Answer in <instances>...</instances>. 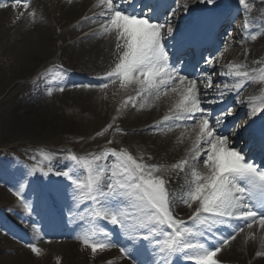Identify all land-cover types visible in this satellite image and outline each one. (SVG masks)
Segmentation results:
<instances>
[{
    "label": "snow or ice",
    "instance_id": "snow-or-ice-1",
    "mask_svg": "<svg viewBox=\"0 0 264 264\" xmlns=\"http://www.w3.org/2000/svg\"><path fill=\"white\" fill-rule=\"evenodd\" d=\"M131 2L94 0L91 8L99 11L82 17V22L98 25L85 36L114 38L116 60L96 77L107 83L72 86L103 91L119 82L120 89H133L135 95L126 96L117 108L118 115L122 108L143 110L168 97L170 107L150 128L166 134L182 127L179 140L191 142L185 156L165 166L147 163L143 154L135 156L124 147H105L81 155L69 151L63 157L68 162L65 170L53 171L51 164L57 154L39 151L38 156L30 157L35 164L26 170L16 169L12 191L28 215L41 210L63 218L67 209L68 223L75 226L73 238L90 249L93 257L119 243L122 258L130 264H177V260L182 264H223L219 254L245 228L251 239H256L251 231L254 225L264 232V160L258 163L251 158L256 154L253 149L264 156V93L248 99V121L244 124L234 118L230 121L233 110L225 99L232 93L238 96L249 83L264 84V64L259 68H250L246 60L220 64L222 84L214 85V72L190 78L182 69L194 54L207 68L218 65V57L204 55L205 38L216 23L213 9L217 0H193L194 4L210 6L195 14L187 0L164 11L156 4L128 10ZM237 2L245 11L241 43L249 36L255 41L264 35L256 27H264V19L253 17L250 21L255 5L247 0ZM259 2L264 4V0ZM8 6V0H0V9ZM10 6L18 10L16 20L27 17L36 24L37 11L31 0H11ZM181 9L187 17L182 22ZM67 74L63 65L53 64L38 73L33 83L43 81L45 94L51 97L54 89L64 91ZM213 89L215 96L210 98ZM213 104L223 105L215 116L208 107ZM116 119L113 117L96 136L110 129L123 133L118 125L114 128ZM237 141L242 142L241 147ZM201 162L204 171L198 168ZM168 167L184 175L179 193L169 192V179L162 174ZM50 175L67 183H37L40 177ZM26 190L34 193L35 201L26 198ZM177 201L191 209L187 220L174 214ZM26 247L38 257L44 254L36 243ZM255 255L264 256V251Z\"/></svg>",
    "mask_w": 264,
    "mask_h": 264
},
{
    "label": "bare ground",
    "instance_id": "bare-ground-1",
    "mask_svg": "<svg viewBox=\"0 0 264 264\" xmlns=\"http://www.w3.org/2000/svg\"><path fill=\"white\" fill-rule=\"evenodd\" d=\"M94 0H31L32 7L37 11V22L32 24L25 17L21 20H15V14L0 13V106L5 109L3 123L8 125L12 131V137L22 140H37L39 143L52 136L56 138L60 136H88L95 135L93 129H89L93 123L98 127L100 123L95 120L97 115V107L101 98H94L91 94L85 93L82 88H77L75 93H67L63 96L55 95L52 102L48 105H42V94L37 90L38 85H32L29 81L38 73L42 72L46 67L53 64L63 65L67 69V80L64 81L73 84H95L107 83L104 80H98L96 77H101L104 72L114 66L116 57L113 55L115 51L114 38L105 39L90 35V40L86 39L85 35L78 33L79 30L86 31L90 26V22H82V17L91 15L94 9L91 8ZM186 0H176V4H184ZM189 7L192 0H187ZM237 0H226L230 5ZM249 4L255 5V10L249 16V20L255 17L257 20L264 19V4L259 0H247ZM98 10V9H96ZM241 19L232 25V29L228 32L233 36L241 37L243 31V23L245 19V11L243 7L240 9ZM42 16L43 19H39ZM80 19V21L78 20ZM15 20V21H14ZM12 25H7L9 22ZM231 25L228 21L223 23L221 29H226ZM261 32H264V27L256 26ZM92 29L90 32L94 31ZM88 32V33H90ZM228 36V35H227ZM99 43L97 45V41ZM246 47L250 49L248 53V66L257 67L264 64V35L258 36V39L245 41ZM227 48L223 49L222 55L216 54L218 64H221L231 55L241 56L242 51L239 47L233 44V40L226 41ZM9 60V61H8ZM4 61H7L4 66ZM254 61H260L259 64H254ZM223 64V63H222ZM217 68V67H216ZM213 69L215 75L213 79L218 77L221 68ZM203 75V74H202ZM200 75V76H202ZM223 80V78L221 79ZM264 84L249 83L247 87L241 90L235 98L236 103H248L250 97L258 96L259 92L264 93ZM40 88V86H39ZM250 95H246L249 92ZM101 92V91H100ZM102 93V92H101ZM104 101L105 96L113 93L116 97L120 93V99L123 101L128 95H135L133 89L124 91L120 89L119 82L109 84L108 88L103 90ZM103 95V94H102ZM246 95V96H245ZM65 97V99H64ZM172 101L168 97H162L151 108L138 110L128 107L120 110L121 119L115 126H119L124 130L123 133L115 132L113 129L108 130L103 136H95L93 143L100 146L103 142L107 147L127 148L135 155L143 154L146 161L149 156L152 161H159L162 165L173 160L179 161L185 156V151L190 147V141L184 139L179 140L180 133L184 131L181 128H174L173 131L165 133L159 132L157 135V146L153 149L145 148V140H140L143 133L134 134L136 127L144 125H152L159 121L167 112ZM121 104V103H120ZM119 104V106H120ZM20 109V111H19ZM74 109L77 113V118H70L66 112ZM243 120L239 124H244L248 121V110L242 113ZM104 127L107 122L104 120ZM153 130V129H152ZM5 139V138H4ZM111 139L112 144L107 141ZM6 140V139H5ZM200 171H204L202 162L198 165ZM168 167V171L164 172V176L169 179V192L179 193L181 186L184 184V175L178 176L173 170ZM181 204V203H180ZM66 210V209H65ZM184 210H190L185 205L181 204L177 208L175 215H178ZM67 213V210L64 214ZM67 220V215L63 216ZM258 226L254 225L252 232H257ZM17 237H23L24 233L13 228ZM76 232L73 231L71 242L65 245L61 254V264H111L105 261V255L101 252L92 256L90 252L85 253L83 247L80 246L77 239L73 237ZM243 233H239L230 245L222 250L219 254V259H223L226 264H244L243 258L245 253L252 258L250 264H264V256L258 257L255 255L257 251H264V246L255 239L242 238ZM264 236V235H262ZM6 245L4 250H17L21 248V244L14 243L12 239H5ZM109 255L108 253H106ZM3 251L0 252V264H36L37 261L28 257L25 252L15 253L10 257H6ZM223 256V257H222ZM222 257V258H221ZM12 260V261H10ZM126 259L120 260L113 264H129Z\"/></svg>",
    "mask_w": 264,
    "mask_h": 264
},
{
    "label": "rangeland",
    "instance_id": "rangeland-1",
    "mask_svg": "<svg viewBox=\"0 0 264 264\" xmlns=\"http://www.w3.org/2000/svg\"><path fill=\"white\" fill-rule=\"evenodd\" d=\"M9 61V60H8ZM7 63V61H4L3 65L5 66ZM51 99H47L45 100L46 104L50 103ZM98 112L97 115L95 117V120H97L98 123H100V125L98 127L95 126V123L92 124V126L89 129H93L95 135L90 134L88 136H78L73 138V136H60L58 138H56V136H52L50 138H47L45 140H49V141H41L42 143H38L39 141L37 140H29L25 141L22 140L21 137L20 138H14L12 137V131L11 129L8 127V125H6L5 123H3V117H4V112L5 109L3 107L0 106V151L1 150H10L11 151V155H18L20 157L23 158H29L33 155H39V151H45V152H52V153H56L57 156L56 158L53 159V162L51 164V167L53 169H58L57 167V163L58 158H60L62 156V154H64V152H74L77 155H80V153L85 152L87 153V151H92L94 150L93 147H90L91 145H93V141L96 139L94 138L96 136V133L100 131V127H101V121L103 120H108V118H110V114L115 112V101L114 104H109L106 103L105 105H99L98 107ZM20 111V109H19ZM66 114L70 117V118H77V113L74 109H70L68 110V112H66ZM6 140H5V139ZM91 141V142H90ZM39 146V147H38ZM84 154V153H83ZM2 155H0V169H1V163L2 162ZM14 162V161H13ZM4 168V167H3ZM3 168L0 171V178L3 175ZM47 168V167H46ZM65 170V169H63ZM3 182L0 181V199L2 198V184ZM248 256L244 257V261L246 262V260L248 259ZM39 259V258H38ZM1 260V259H0ZM12 261V260H10ZM40 264H49L47 262V259L41 258V262H39Z\"/></svg>",
    "mask_w": 264,
    "mask_h": 264
}]
</instances>
